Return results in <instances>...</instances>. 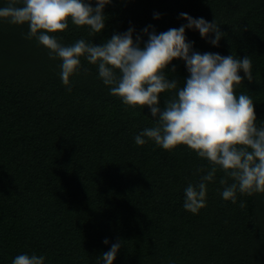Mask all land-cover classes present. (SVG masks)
I'll list each match as a JSON object with an SVG mask.
<instances>
[{"label":"trees","instance_id":"obj_1","mask_svg":"<svg viewBox=\"0 0 264 264\" xmlns=\"http://www.w3.org/2000/svg\"><path fill=\"white\" fill-rule=\"evenodd\" d=\"M7 4L0 0V8ZM180 13L216 21L225 33L214 46V33L206 39L186 29L193 51L250 57L254 79L236 93L252 98L264 126V0H113L101 33L69 20L51 35L64 46L79 39L102 45L130 27L134 39L149 25L158 34L179 28L188 23ZM28 31L0 18V264L20 254L42 255L45 264H104L102 254L118 240L113 264H264V194L223 199L218 170L205 207L185 210L184 190L207 173L208 161L186 145H137L135 136L155 125L150 109L111 95L84 57L65 86L62 61L26 39ZM165 74L181 86L189 76L182 59ZM171 95L161 94V108Z\"/></svg>","mask_w":264,"mask_h":264},{"label":"clouds","instance_id":"obj_2","mask_svg":"<svg viewBox=\"0 0 264 264\" xmlns=\"http://www.w3.org/2000/svg\"><path fill=\"white\" fill-rule=\"evenodd\" d=\"M112 2L96 0L93 6L91 0H22L18 6L19 0H8L7 6L0 8V18L12 25L28 24L25 38H35L49 50L50 59L62 61L60 77L65 86L70 85V77L79 71L80 58L84 57L97 66L99 78L109 86L111 95L131 108L147 106L155 125L135 136L137 145L143 146L151 140L169 151L186 145L208 161L211 167L207 173L184 190L185 210L196 214L205 207L207 184L215 180L218 170L224 173L219 180L224 186L223 199L236 203L237 193L264 194V126H257L252 98L236 93L244 79H254L250 57L193 51L186 29L198 30L206 39L214 33L215 37L209 39L214 46H219L225 33L216 21L193 18L188 13H180V18L188 23L179 28L158 34L149 25L142 30L143 35L137 34L134 39L136 30L130 27L102 45L79 39L64 46L51 35L66 30L69 20L76 26H87L90 34L101 33L106 24L105 6ZM155 18H160V14ZM143 36L148 37L147 41ZM174 59H182L189 73L182 86L179 79H169L165 74ZM241 70L244 76L240 75ZM171 71L175 73L176 67ZM162 93H173L163 108L160 107ZM239 207L243 209L246 204L241 202ZM104 243L109 241L105 239ZM122 244L118 240L102 254L100 259L104 264H113ZM12 264H45V257L20 254Z\"/></svg>","mask_w":264,"mask_h":264}]
</instances>
